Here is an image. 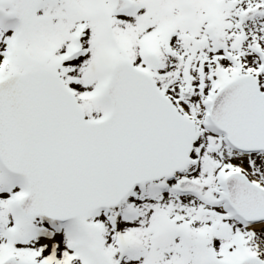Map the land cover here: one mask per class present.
Instances as JSON below:
<instances>
[{
    "label": "snow or ice",
    "instance_id": "1",
    "mask_svg": "<svg viewBox=\"0 0 264 264\" xmlns=\"http://www.w3.org/2000/svg\"><path fill=\"white\" fill-rule=\"evenodd\" d=\"M0 264H264V0H0Z\"/></svg>",
    "mask_w": 264,
    "mask_h": 264
}]
</instances>
